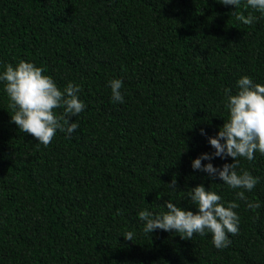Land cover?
Returning a JSON list of instances; mask_svg holds the SVG:
<instances>
[{
    "label": "trees",
    "instance_id": "1",
    "mask_svg": "<svg viewBox=\"0 0 264 264\" xmlns=\"http://www.w3.org/2000/svg\"><path fill=\"white\" fill-rule=\"evenodd\" d=\"M245 3L0 0V74L32 62L61 91L80 85L86 105L71 118L79 127L45 147L11 122L0 82V264H264V154L240 158L259 178L245 191L255 211L243 189L191 167L215 151L208 137L229 119L226 91L237 94L243 76L264 84V15ZM234 11L257 19L244 25ZM112 79L123 81L122 104ZM201 184L239 204L229 247L217 249L211 233L143 231L138 213H166V201L195 213L188 193Z\"/></svg>",
    "mask_w": 264,
    "mask_h": 264
},
{
    "label": "clouds",
    "instance_id": "2",
    "mask_svg": "<svg viewBox=\"0 0 264 264\" xmlns=\"http://www.w3.org/2000/svg\"><path fill=\"white\" fill-rule=\"evenodd\" d=\"M218 2L225 6L233 5L236 9L241 5V0ZM244 7L264 15V0H246ZM232 14L244 25H252L257 19L251 12L247 16L236 11ZM0 82H4V90L11 101L9 106L14 109L11 122L45 147L52 142L57 130L71 135L79 127L71 118L78 116L86 107L78 95L82 90L80 85L70 82L61 91L52 77L44 74L43 68L24 60L15 66L8 64L0 74ZM108 84L112 101L124 103L121 91L123 81L112 79ZM237 85V94L232 95L230 90L226 91L229 119L215 137H208V142L215 151L201 154L192 161L191 167L212 177L218 176L232 189H243L244 191L237 193L239 199L246 201L247 208L255 211L261 204L249 201L245 191L251 192L259 183V178L240 168V158L253 161L257 151L264 154V84H254L250 77L243 76L237 81ZM58 108H63V113L59 116L54 112ZM201 135H206L203 129ZM214 157H231L233 163H225L220 168L214 167L211 162L202 164V161H211ZM167 185L169 189L177 190L176 178L173 177ZM188 197L196 206L195 213L170 201L165 202L168 209L166 213L154 215L147 209L140 211L138 218L144 222L143 231L150 234L157 229L174 230L182 239H192L194 234L205 236L211 233L212 243L217 249L229 247V235L235 236L239 232L240 218L235 211L239 204L229 202L225 206L220 195L210 189L206 190L202 184L191 188ZM123 236L129 241L133 239L132 232H126Z\"/></svg>",
    "mask_w": 264,
    "mask_h": 264
}]
</instances>
